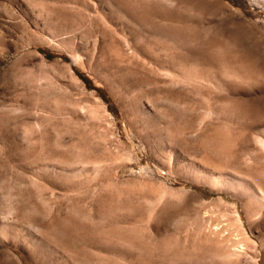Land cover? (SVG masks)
I'll return each mask as SVG.
<instances>
[{"label": "rangeland", "instance_id": "rangeland-1", "mask_svg": "<svg viewBox=\"0 0 264 264\" xmlns=\"http://www.w3.org/2000/svg\"><path fill=\"white\" fill-rule=\"evenodd\" d=\"M0 264H264V0H0Z\"/></svg>", "mask_w": 264, "mask_h": 264}, {"label": "trees", "instance_id": "trees-1", "mask_svg": "<svg viewBox=\"0 0 264 264\" xmlns=\"http://www.w3.org/2000/svg\"><path fill=\"white\" fill-rule=\"evenodd\" d=\"M80 78H81L82 80H84L85 82H87L86 77H84L83 75H80ZM98 92H100V91L98 90ZM104 100H105V98H104Z\"/></svg>", "mask_w": 264, "mask_h": 264}]
</instances>
